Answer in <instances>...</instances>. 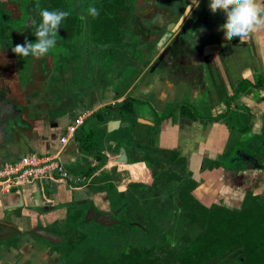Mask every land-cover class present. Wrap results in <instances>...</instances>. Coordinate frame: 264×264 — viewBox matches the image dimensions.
<instances>
[{
  "label": "crops",
  "instance_id": "obj_1",
  "mask_svg": "<svg viewBox=\"0 0 264 264\" xmlns=\"http://www.w3.org/2000/svg\"><path fill=\"white\" fill-rule=\"evenodd\" d=\"M190 3L136 0V28L131 34L138 39L139 53L130 66H113L109 60L119 58L111 52L100 63H93L94 69L86 76L81 74L85 81H79V71L74 69L69 76L62 73L55 82L48 81L47 101L52 102V94H56V108L45 104L32 108L29 99L21 115L24 128L18 131V138L11 137L0 148V165L29 153L55 154L60 139L74 129L60 158L71 182L36 181L0 193V222L10 220L26 230L31 219L36 222L38 214L46 212L39 217L46 225L68 218L70 210L81 211L89 206V199L100 211H108L106 190L124 191L134 181L133 166L139 167L137 160H143L141 147L125 127L129 121L122 118L126 101H133L135 118L151 123L147 125L153 133L149 148L185 159L198 184L192 196L200 204L237 209L247 193L264 195V30H253L246 40L225 39L221 29L226 17L219 10L212 14L209 0H199L209 15L190 38L192 42L178 44L162 59L167 46L150 57L165 24ZM60 103L62 107H58ZM90 119L94 132L80 137L79 131ZM114 120L120 121V128L108 133L107 124ZM134 146L138 150H129ZM122 147L131 164L119 161ZM234 147L237 150L231 156ZM76 163L84 164L79 174L65 170ZM92 176L96 182L89 185ZM48 201L50 209L45 206ZM10 242L13 239L0 244V264H61L59 247L29 236Z\"/></svg>",
  "mask_w": 264,
  "mask_h": 264
},
{
  "label": "flooded vegetation",
  "instance_id": "obj_2",
  "mask_svg": "<svg viewBox=\"0 0 264 264\" xmlns=\"http://www.w3.org/2000/svg\"><path fill=\"white\" fill-rule=\"evenodd\" d=\"M60 1L66 2L71 15L77 16L82 21V52L79 54L68 53V49L63 45V43H61V40H63L64 37L58 31L56 47L50 51L48 55L42 58H35L32 56L21 58L12 52V48L17 44H24L26 41L30 43H34L36 41L35 32L32 35L30 33V28L35 20V16L38 17L39 23L41 22L40 12L43 10V7H41V0H0V77L7 79L8 77L5 76V73L15 74V77L11 75L8 79L12 82H4L3 84H0V96L4 94L6 100L15 105L18 111H21V115L23 110H25L28 106V103L30 104L29 99H32L33 97L34 98L31 100V102L34 103L32 108L37 106L43 108V104L47 107L51 106L56 108L57 101H54L55 97H57L56 94H52V102L47 101L48 96L46 90L48 81L50 83L51 81L55 82L56 77H59L62 73H67L69 69L65 68L63 70V65L67 63V67L70 65L74 66L75 64L71 60L74 57H77L79 62L76 66L80 63H86V56L89 57L88 62L94 60L95 63L98 60L100 63L99 60L103 59V55L111 53V51L101 46L100 43L104 42L107 44L108 42H111L109 40H105V34L111 31L112 28L116 29V38H120L119 43L122 44L125 42L126 44H124L127 46H125L127 49L126 51L125 49H121V47L114 51L118 58L120 59V57H123V59L127 58V60H132L138 56V43L136 42L134 46H131L128 42V35L131 34V31L134 30V28H136V7L133 12L129 11V8L126 7L127 4H125L126 0H53L54 4L52 6H54V10H56L57 5H59L58 2ZM32 2L35 3L34 11H31L29 8ZM90 5L95 6L98 9V16L91 17L87 14V9ZM81 14H83L86 19H81ZM128 17L129 20L131 19L132 26L127 25ZM96 30L101 31L103 34L96 36ZM132 35L134 34L132 33ZM136 41H138V39H136ZM95 44L102 47L101 53H92V51H94ZM3 53H5V55H2ZM93 57H95V59ZM12 70H14L15 73H13ZM45 101H47V103H45ZM60 104L58 107H62V103ZM123 112L124 113L122 114H124V116L122 115V118L129 121V124L125 127L129 129L132 137L136 139L141 147L140 149L142 155H144L146 146L150 144L153 138L152 127L143 125L138 121V118L134 117V107H132L131 112L128 110ZM21 120H23L22 117ZM89 135H91V139L95 138V135L92 133ZM137 136L142 138V142L138 141ZM156 152L157 151H155V153ZM158 156H160L161 161H163L160 164L162 166L161 170L158 169L154 163H149V170L143 169L139 174V167L134 166V170H131L134 176V181L128 184L124 191L116 192L112 189V187H109L106 190L107 198L109 200L108 211H100L94 206L92 200L89 199L87 201L91 202L93 206L103 214H116L115 218L118 223L113 225L114 229H110L109 232H113V230L120 228H137L144 236H148L149 230H154L155 234H157V226L150 225L148 228H144L141 225L143 222L141 212L143 210H148L149 208L157 211L160 205L167 203L165 201V197H163L164 195H167L166 198L169 199L168 197L171 193L177 192L181 186L184 188L189 180H193V182L197 184L192 173H190L187 169L185 159H182L178 157L177 154L175 155L170 152H157L156 157ZM156 160L158 161L159 159ZM176 161L177 164L175 163ZM145 162L148 164V161L145 160ZM145 162L141 160L140 164L143 166ZM128 164H131V161H128L126 165ZM260 167L261 165L258 166V168ZM171 176L172 178L169 180ZM173 177H176L177 179L173 180ZM103 178L105 179L103 181L107 182V177L104 176ZM179 179L181 182H179ZM91 180L92 181L89 182V185L91 183V185H93V183L96 182V176H92ZM77 186L83 187L81 185ZM159 195L162 196L161 199L165 202L162 200V202L159 203ZM86 204L89 205V203ZM89 211L90 205L84 207L81 211L70 210L69 215L71 214V216L68 215V218L59 221H52L51 223H46L45 225L48 232L64 237L65 243H67L70 239H74V242L77 243V245L75 250L72 251V254L74 256V260L77 259V264H80L85 256L84 250L81 249V245H84V243L87 242V238H89L87 234L78 229L80 227V221L83 220L84 222L94 223L99 227H104L98 225L93 219L90 221L86 220L87 213ZM53 226L60 228L62 232L55 233V231L53 232V230L47 229L48 227ZM102 231L103 230H99L98 232ZM98 232L94 233L93 237L95 239L91 241H96L98 243ZM64 244L58 248L62 250L61 262L69 264L65 258L68 247L64 246ZM90 248L92 249L93 246ZM91 252L92 261L96 262L97 259L94 257L97 255V251L93 249ZM130 253H132V251ZM76 254L78 256H76ZM128 255H126L125 252L121 255L124 262L125 257ZM102 263L104 264V262Z\"/></svg>",
  "mask_w": 264,
  "mask_h": 264
},
{
  "label": "trees",
  "instance_id": "obj_3",
  "mask_svg": "<svg viewBox=\"0 0 264 264\" xmlns=\"http://www.w3.org/2000/svg\"><path fill=\"white\" fill-rule=\"evenodd\" d=\"M53 4V0H41L43 9L52 11L54 10ZM58 4L56 10L70 13L66 2L60 1ZM125 4H127L126 7L129 8V11L133 12L136 0H126ZM29 8L34 11L35 3L32 2ZM34 18L36 24H32L30 28L32 35L39 24L38 17L35 16ZM127 20V25L132 26L131 19L129 20L128 17ZM81 24L82 21L70 13L60 25L59 33L64 37L61 43L68 49V53L79 54L82 52L83 33ZM102 34L101 31L96 30V36ZM115 38L116 29L114 28L105 34V40L112 41ZM132 107L133 101H129L125 103L122 110L131 112ZM149 147L148 144L145 148L146 155H143L142 160L148 161V164L145 162L141 171L143 169L149 170V163H154L161 170L160 164L163 161H161L160 156L156 157L157 152L155 153ZM229 151L228 149L226 155L229 154ZM156 159H159V162ZM175 163L177 164V161ZM171 178L172 176L169 180ZM173 178V180L177 179L176 177ZM179 182H181L180 179ZM196 187L197 184L193 180H189L184 188L181 186L177 192L171 193L169 199L166 198L167 195L163 196L166 202H168L167 200L174 202L175 212L178 216L176 217V223L178 222L176 227L182 225L184 229L187 226L192 230V236L184 241L185 244L175 250L167 244L153 246L152 249L148 250L134 248L131 249L132 253L125 257L123 264H264V195L247 193L241 206L237 209H229L216 204L205 207L192 196ZM161 197L159 195V203L163 200ZM184 219L187 224H184ZM195 228L197 231L194 230ZM160 233L163 234L162 231ZM17 239H13L10 244ZM68 244L65 256L70 258L77 243L74 242V239H70ZM153 251L157 254H153ZM71 260L73 262L74 259L71 258Z\"/></svg>",
  "mask_w": 264,
  "mask_h": 264
},
{
  "label": "rangeland",
  "instance_id": "obj_4",
  "mask_svg": "<svg viewBox=\"0 0 264 264\" xmlns=\"http://www.w3.org/2000/svg\"><path fill=\"white\" fill-rule=\"evenodd\" d=\"M119 42H120V38H115L114 40H112L111 42H108L107 44H105L104 42H101L100 44L101 46H103L104 48H106L107 50L111 52L116 51V49H118L119 47H121V49H125L126 51L127 50L126 49L127 46L125 45L126 43L123 42L122 44H120ZM128 42L130 43L131 46H134V44L136 43V36L129 34ZM101 46L98 44H95L94 51H92V53L93 54L96 52L101 53V50H102ZM128 52L131 53L130 51ZM2 55H5V53H3ZM88 58H89L88 56L85 57L86 63H80L76 66V64L79 62H78L77 57H74L71 60L75 65L73 64L74 66L70 65L67 67V63H65L63 65V70L65 68H68L69 70L70 69L78 70L79 74L78 73L77 74L79 76V81H85V77H82L81 74L84 72L86 76L87 72L94 69V65H93L94 60L88 62ZM93 58L95 59V57ZM130 60L131 59L127 60V58L123 59V57H120L119 61L116 59H112L109 61L113 63V66L116 65L118 67H121L122 69L123 67L130 66V63H129ZM100 68L102 69V66ZM12 72L15 73L14 70H12ZM70 73L71 71H68L67 73L68 76ZM5 74H6L5 76H7L8 78L6 77L7 79H4L3 77H0V84H3L4 82L5 83L12 82L11 80H8L11 77V75L15 77V74H7V73ZM65 75H66V72H65ZM92 125H93V119H90L85 124V126H83V128L79 131V136L82 137L87 132H94V128L92 127ZM236 148L237 147H234L232 149V153L230 154L231 156L235 154V151L237 150ZM51 153L54 154V151H51ZM61 161L63 162L62 159ZM83 163L82 165H79L78 163L74 165L72 164L74 168L70 169L68 167H65V170L66 171L68 170L69 173H72L75 175L79 174L83 170L82 168L84 165ZM65 165L67 166L66 163ZM167 203L160 205L157 211L151 210L149 208L148 210H143L141 212L142 220H143L141 225L144 228H148V226L150 225H154L158 227L157 234H155L154 230H149L148 236H144L142 232H140L137 228H132V229L120 228V229L113 230V232L112 231L109 232L110 229L112 228L114 229V226L110 228H104V227H99L94 223H87L81 220L79 223L80 227L78 229L84 232L85 234H87L89 237L87 238V242H85L84 245H81V249L84 250V254H85L81 263L83 264L84 263L103 264L102 262H104V264H123L124 260H122L121 258V255L123 254V252H125V254L128 255L131 252V249H134V248L148 250V249H152L153 246L167 244L171 249L175 250V249H178V247H180L181 245H184L185 244L184 241H186L187 238L192 236V230L191 228L187 226L184 229L182 225H179L176 227V225H178V222L176 223L177 221L176 217L178 216L175 212L176 209L174 206V202L168 201ZM69 216H71V214ZM181 222L182 220L180 221V223ZM185 223L187 224L186 220L184 221V224ZM47 229L48 230L51 229L53 230V232L55 231V233L62 232V230L56 226L48 227ZM99 230L100 231L103 230V231L98 232ZM194 230L197 231V228H195ZM160 231H162L163 234H161ZM97 232H98V243L96 241H91L95 239L93 236H94V233H97ZM64 246L66 247L69 246L68 241L67 243L64 244ZM92 246L93 248L91 249L90 247ZM93 249L97 251L96 253L97 255L94 257L95 259H97L96 262L92 261L91 251ZM153 254H157V253L153 251ZM76 256L78 255L76 254ZM65 258H66V261H68L70 264H77V259L73 260L72 262V260L69 257H65ZM71 258L74 259L73 254ZM61 259H62V256H61ZM63 259H64V256H63ZM61 264H64V263L61 262Z\"/></svg>",
  "mask_w": 264,
  "mask_h": 264
},
{
  "label": "water",
  "instance_id": "obj_5",
  "mask_svg": "<svg viewBox=\"0 0 264 264\" xmlns=\"http://www.w3.org/2000/svg\"><path fill=\"white\" fill-rule=\"evenodd\" d=\"M206 10L207 6L201 4L195 10L194 15L190 13V15L185 17V19H183L181 16L183 15L185 8L181 12H179L177 16H174L172 22L165 24L164 30L162 31V34L157 43H154V48L152 49L149 56L153 57L158 52H161V50L168 47L166 51H162L160 57L162 59L167 51L175 49L178 44H182L183 42L185 43L187 41H189V43L192 42L190 38H194V35H197L199 29L203 26L202 20L208 18L209 11L207 12ZM20 112L21 111H18L15 105L9 103L6 100L4 94L0 96V148L5 147L11 137L18 138V131L24 128L25 124L24 121L21 120ZM138 121L143 125L151 124L143 119H138ZM119 128L120 121L114 120L108 122L107 124L108 133L118 131ZM128 148L129 150H138V147L136 148L135 146L132 148ZM126 151L127 150L124 147L119 149V161L123 164H127L129 161V157ZM41 192L42 190L40 189V193ZM88 203L90 205V211L87 213V221L93 219L98 225L104 227H111L118 223L115 218L116 214H103L98 211L91 202ZM45 204L48 209L52 207L50 201ZM43 214L46 215L48 213L44 212ZM43 214H38V220L36 219V222H33L30 218L31 222L28 224L26 230L23 227H19L18 225L13 224L10 220H7L6 222H0V242L16 239L21 236H29L35 240L43 241L53 248L62 246L65 243L64 237L48 232L45 228V224L43 225L40 222V218L43 216Z\"/></svg>",
  "mask_w": 264,
  "mask_h": 264
},
{
  "label": "clouds",
  "instance_id": "obj_6",
  "mask_svg": "<svg viewBox=\"0 0 264 264\" xmlns=\"http://www.w3.org/2000/svg\"><path fill=\"white\" fill-rule=\"evenodd\" d=\"M194 7H199V0H191L190 4L185 5L182 18L189 16ZM208 7L212 14L219 10L226 17L221 29L225 39L246 40L253 30H264V0H209ZM87 14L96 17L99 11L95 6L90 5ZM69 15L68 11L41 10V22L36 26L35 31L36 41L17 44L12 48V52L21 58L45 57L55 49L60 25ZM81 19L86 17L81 14ZM33 24L35 25L36 22L33 21Z\"/></svg>",
  "mask_w": 264,
  "mask_h": 264
},
{
  "label": "built area",
  "instance_id": "obj_7",
  "mask_svg": "<svg viewBox=\"0 0 264 264\" xmlns=\"http://www.w3.org/2000/svg\"><path fill=\"white\" fill-rule=\"evenodd\" d=\"M74 129H70L63 136L59 145L60 148L55 154L31 153L23 156L16 162L0 166V193L8 194L32 184L36 181H70L60 162L61 154L68 140L72 138Z\"/></svg>",
  "mask_w": 264,
  "mask_h": 264
},
{
  "label": "bare ground",
  "instance_id": "obj_8",
  "mask_svg": "<svg viewBox=\"0 0 264 264\" xmlns=\"http://www.w3.org/2000/svg\"><path fill=\"white\" fill-rule=\"evenodd\" d=\"M134 167V166H133Z\"/></svg>",
  "mask_w": 264,
  "mask_h": 264
}]
</instances>
